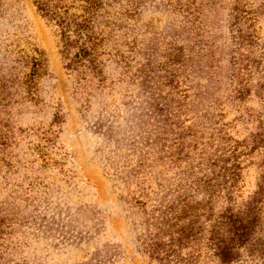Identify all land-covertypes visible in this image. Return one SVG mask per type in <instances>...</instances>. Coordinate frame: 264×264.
I'll return each mask as SVG.
<instances>
[{
	"label": "rangeland",
	"instance_id": "1",
	"mask_svg": "<svg viewBox=\"0 0 264 264\" xmlns=\"http://www.w3.org/2000/svg\"><path fill=\"white\" fill-rule=\"evenodd\" d=\"M88 7L0 0V264H264L215 240L264 172V0Z\"/></svg>",
	"mask_w": 264,
	"mask_h": 264
},
{
	"label": "trees",
	"instance_id": "2",
	"mask_svg": "<svg viewBox=\"0 0 264 264\" xmlns=\"http://www.w3.org/2000/svg\"><path fill=\"white\" fill-rule=\"evenodd\" d=\"M89 7L87 10H91L92 7L97 5V0H87ZM40 10L44 11V15L49 17H61L57 12H52L49 6L43 2H38ZM85 21H88L85 19ZM59 24L63 26L65 21L58 20ZM78 26V30L84 26L83 23L74 22ZM81 24V25H79ZM65 26H68L66 24ZM182 50L176 48L174 51V60L178 57H182ZM172 55V53H171ZM245 88L238 91L240 98H243ZM254 142L264 143V136H255ZM183 151V150H182ZM237 151V148L236 150ZM245 154L243 151L238 153L233 152L229 158H218L216 161L211 163V166H218L220 162L223 163L220 169L216 171L215 169L210 170V173L206 176V179L202 182V186L208 191V195H212L216 192L222 184L226 185L231 180L233 183L237 181L238 172L240 169L239 161L241 155ZM230 158H233L235 162L231 164ZM231 166H228V164ZM194 175L191 177L193 178ZM203 180V178H201ZM210 200L208 201V204ZM190 208V206H189ZM224 220L222 221V232L220 235L215 236L217 239V248L219 256L222 262H230L239 256L241 248L248 249L250 255H257L264 258V172H262L260 182L258 184V189L255 191L252 198L249 200L246 208L237 213H233L228 210L224 213Z\"/></svg>",
	"mask_w": 264,
	"mask_h": 264
}]
</instances>
